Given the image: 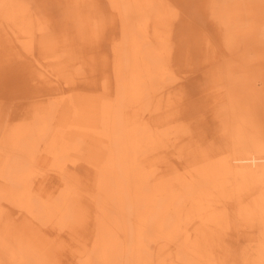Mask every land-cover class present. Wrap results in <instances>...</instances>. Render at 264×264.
<instances>
[{"label": "bare ground", "instance_id": "1", "mask_svg": "<svg viewBox=\"0 0 264 264\" xmlns=\"http://www.w3.org/2000/svg\"><path fill=\"white\" fill-rule=\"evenodd\" d=\"M106 1L107 15L92 0H0V44L8 42L9 55L29 56L27 68L13 71L21 74L17 82L31 74L28 81L38 87L15 115L3 117L0 108V264H59L56 252L64 250L52 246L47 228L70 229L78 239L90 223L83 247H66L69 264H220L217 236L239 221L259 233L255 255L243 264H264V85L258 89L251 76L252 63L260 73L264 68V0H214L210 7L240 67L226 63L218 71L236 85L220 139L204 154L190 155L182 173L173 166L159 172L167 157H157L173 145L163 140L173 134L167 114L173 100L164 103L175 81L172 4ZM105 24L118 27L110 41L111 71L101 77L99 93L76 91V81L86 85L96 77L89 40ZM4 78L0 92L13 88ZM187 149H179L180 157ZM46 172L58 181L41 191L35 182Z\"/></svg>", "mask_w": 264, "mask_h": 264}, {"label": "rangeland", "instance_id": "2", "mask_svg": "<svg viewBox=\"0 0 264 264\" xmlns=\"http://www.w3.org/2000/svg\"><path fill=\"white\" fill-rule=\"evenodd\" d=\"M93 1L94 2L96 1L95 5L97 3L100 4V5H96L97 10L103 11V13L106 11V13H104V15H107V13H109L110 7L107 4L108 2L106 0H92V7L95 8ZM168 1H170V3L172 4V7H173L171 10L173 12V22L171 24L170 31H171V40H172L171 45L173 48V55L171 58V64H172V68H174L173 72L175 73V81L172 82V84L169 86L168 90L166 91L167 95L171 93V95L168 96L170 98L169 99H167V97L164 98V103L166 101L171 102V100H173L171 102V103H173V105L167 111V114L169 115L168 118H171V116H173L170 119V124L173 125V126H170V127H173V129L170 132L173 134L170 133L171 134V137H169L170 139L165 140V138H164L163 140L165 142H167V145H169L170 143L173 145L170 147L169 151H162V147H161L160 150L162 152H159V155L157 157L159 159L167 157V160L164 162V165H162L159 172H161V170L164 172L170 171L168 169V167L173 166L174 169L177 168L178 170H181L180 173H182L183 172L182 169L184 168V165L188 161V157L190 155L195 154V153H196V155H197V153L198 154H201V153L204 154L205 149H207L213 143H216V144L218 143V141L220 139L219 137L221 135L220 134V128H221V126H223L222 125V122H223L222 118H227L226 111H227V109L230 108L229 91L234 89V88L236 89V85L228 84V82L226 81V77L221 76V75L219 77L218 76L219 74H217V73L219 71L221 74L222 68L226 63H227L226 65H233L234 67L239 69L240 59L236 60L238 63H236V61L233 63V60L231 58L232 56L226 50V46L223 42V37H224L223 32L220 31L218 24H216L215 19L211 16L210 7L213 4L214 0H209L210 2L208 0H206V1L205 0H168ZM103 2H105V3H103ZM207 2H208V4H207ZM94 10H96V9H94ZM206 19H208V20H206ZM108 26L109 27H107V24H105L106 28L103 27V29L101 28L102 31L101 30L99 31L98 36L102 32V35H101L102 38H100L98 36H96L95 38H91L92 40H94L98 37V39H101V40L97 39V41H92L90 39L89 40L90 43L89 42L86 43V44L89 43L90 46L92 45L91 47H94L93 48L94 51H92L93 49L89 48L90 52L87 53V55L92 54V56H89V57H92V59H95V60H92V59L90 60V62L92 64L89 62V60L87 61V63H89V65L91 64L90 67L92 69H95V67H96V72H95V70H93L95 72L96 77L93 76L92 77L93 80L89 84H86V85L83 83V80L76 81V84L74 83V87H76V91L77 90L80 91V89H82V91H85L86 93L87 92L88 93H90V92L99 93L100 88H101L100 81L103 82L102 78L106 74H108V71H111L109 69V67H107L109 59L110 60L112 59V50L110 51V49H112V43L110 41L114 35L118 34L117 33L118 27H116L115 25H112V24H111V26L110 25H108ZM59 27H60V25H59ZM62 27H60V28H62ZM110 27L111 28L113 27L114 30L111 29ZM214 27H215V29H214ZM104 29H106V30H104ZM72 31H71V34L74 33V36H75L74 29ZM109 32L111 33L112 36L110 34H108ZM71 36H73V34ZM0 42H2V41L0 40ZM4 42H6V41H4ZM99 42H101V44ZM6 43H8V42H6ZM6 43H4L5 45L0 44V54H1V56H0V74L5 76L4 80L6 82H9V84L13 88L8 89L7 92H5V91L0 92V94H1L0 108L3 107L1 109V113H2L3 117H5V116L11 117V116L15 115V113L19 112V110L23 109L26 102L30 100V99H28V97L27 98H25V97L30 96V95L32 96V94H34V92L36 91V89H34V88H36L37 86L33 87V84L31 83V81H28V79L31 78V76H30L31 74H29V71L27 73V75L29 74L28 76H25L24 78L19 80V82H17V79H19L21 77V74H18L17 72L15 73V71H13V69L17 68V67H21L22 69L27 68L28 67L27 64L29 63V61H28L29 56L27 57V55H25V53H22L23 51H17V53L13 51L14 54L9 55L8 53H9V51L12 50V48L9 45H7ZM9 44H11V43H9ZM107 44H109V45H107ZM96 47L97 48L99 47L98 48L99 51L97 50ZM107 50H108V52H107ZM100 51H102V52H100ZM95 52H96V54H95ZM105 53H106V55H104ZM94 54L96 55V57ZM1 57H5L6 59L1 58ZM8 57H10V58H8ZM98 58H99V60H98ZM252 58L253 57H251V59ZM86 59H88V58H86ZM177 59L179 60V63L177 62ZM101 63H103V64H101ZM17 65H19V66H17ZM93 65H95V67ZM96 65H98V67ZM9 66H11V67H9ZM181 66H182V68L184 67L183 68L184 70H182ZM92 69L90 71H92ZM107 69H108V71H107ZM26 70H28V69H26ZM103 70H106V71H103ZM262 70H263V72L260 73L258 71V67L257 66L254 67V63H252V71L251 72H253V73L251 74V76H253V79L256 80L257 82L259 81L257 86H256V87H258V89L263 88V86H260V84L264 85V82H263L264 81V79H263L264 78V68H262L261 71ZM183 71H185V72H183ZM105 72H107V73H105ZM187 75H189V76H187ZM258 79H261V81ZM55 81H57V80H55ZM59 81H57V84L61 83ZM25 83H28V84H27V86L24 87L25 90L23 89L24 90L23 91L22 86ZM50 83H52V82H50ZM50 83L46 84V88H48V89L51 88L52 85ZM62 84L63 83L60 84L61 89L63 88V90L68 91V95H71L70 93H75L73 90L70 91L71 89L67 88L68 87L67 85H65V84L62 85ZM212 85L214 87H212ZM112 86H113V83H112ZM26 87H30V89H31V91L27 94L24 93V92H26ZM46 88L43 87V89H41V88H39V89L44 90ZM89 89H93V90L90 91ZM13 90H15L16 93H14L15 91H13ZM94 90L97 92H95ZM42 93L45 94L46 92H42ZM223 93H224V95H223ZM218 94H220V95H218ZM3 95H4V97H3ZM167 95H165V96H167ZM179 95L180 96L182 95V96L179 97ZM15 96H18V97H15ZM211 96L213 97V99ZM14 97H15V99H14ZM220 98H221V100H220ZM222 98L224 101L222 100ZM214 99L217 101H215ZM157 100H159V99L157 98ZM12 101H13V103H12ZM2 105H4V106H2ZM176 105H178V106H176ZM224 106H225V108H224ZM4 112L7 113V115H5ZM263 114L264 113H262V117L264 118ZM174 116H175V119H174ZM146 118H147V120H149V116H147ZM172 119H174V121ZM228 119H230V117ZM182 121H184L185 123ZM178 122L180 123L179 124L180 128H178L179 127ZM181 124H182V126H181ZM185 124H186V127H185ZM174 127H175V129H174ZM176 128H177V130H176ZM181 128H182V130H181ZM178 130L182 131V135H181V133H178ZM190 131H191V133H190ZM177 134L181 135L182 138L183 137H185V138L180 139L179 137H181V136H179ZM168 140H169V142L171 140L172 141L169 143ZM174 140H179V141L175 142ZM181 143H183V144L181 145ZM187 147H188V149L186 150V152L183 154V156L180 157V154L178 153L179 149L180 148H187ZM164 153H167V154L165 155ZM144 154L147 155L146 153H144ZM40 155H41L42 161H44V160L46 161L45 156H44L45 154L42 153ZM149 155H150V153H149ZM40 170H44V169H40ZM87 170H88V168H87ZM87 170L84 168L83 172H86V173L89 172V170L88 171ZM49 175H52V174L50 172H46L43 175L44 176L43 178H42V176H40V178L37 179L35 182V188L41 189V191L51 189L57 183L58 180H57V178L51 177ZM47 177H49V179L45 180V178H47ZM40 185L42 186V188L39 187ZM17 221L15 222L16 225L18 227H21V225H22L21 221H19V220H17ZM239 222H242V224H240ZM239 222H238L239 224H233V225H235V228L229 229L228 231H223V234H220L217 236L219 241L216 243L215 250H216V258L219 260L220 264H243L244 258L248 254H251L252 256L255 255V252L257 250V248L255 246V243H256L255 240L258 239V236H259L258 235L259 233L257 232L258 230L256 229L257 230L256 231V230L249 228L247 226V224L245 223V221H239ZM91 224L92 223H90V226H91ZM90 226H88V228H87L89 231H91L93 228L92 226H91L92 228ZM87 229L79 231L80 234L81 233L82 234L79 235L80 237L77 239V238H74L75 236L73 235V234H75V231L74 232L69 231L70 229H68V230L63 229L60 232V231H57L59 229L54 231L50 227L47 228L48 232L46 231V236L48 233V235H49L48 237H50V239H51L52 246L53 247L56 246L57 249L60 248V249L64 250L63 252H60V253L56 252L57 256H59V255L61 256V258H60V256H59V258H57L59 261V264H69L68 261H65L66 258L67 259L71 258L70 251L67 248H71V247L82 248L84 241L86 240L85 241V243H86L87 240H89V238H90L89 236L92 234V231L90 233L89 231H87ZM38 232H40L39 229H38ZM56 232L58 233L57 235H56ZM64 232H66V233L71 232V233L70 234L65 233V235H64ZM76 234H79V233L77 232ZM52 236H55V237H52ZM58 236H59V239L56 238ZM65 236L67 238L69 237L68 238L69 240ZM76 241H78V242H76ZM70 242L71 243L76 242L78 244H76V243L71 244ZM65 243H66V245H65ZM89 243H88V246H89ZM67 244H69L70 246H67ZM61 254H64V255H61ZM61 259H62V261H60Z\"/></svg>", "mask_w": 264, "mask_h": 264}]
</instances>
